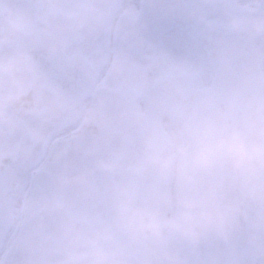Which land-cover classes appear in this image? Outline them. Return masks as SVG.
<instances>
[{"label":"clouds","instance_id":"obj_1","mask_svg":"<svg viewBox=\"0 0 264 264\" xmlns=\"http://www.w3.org/2000/svg\"><path fill=\"white\" fill-rule=\"evenodd\" d=\"M0 264H264V0H0Z\"/></svg>","mask_w":264,"mask_h":264}]
</instances>
